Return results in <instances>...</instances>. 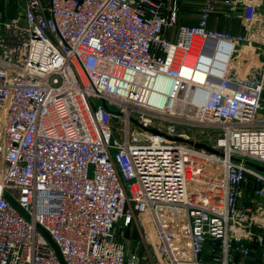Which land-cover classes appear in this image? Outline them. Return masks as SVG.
Masks as SVG:
<instances>
[{
  "label": "built area",
  "instance_id": "obj_1",
  "mask_svg": "<svg viewBox=\"0 0 264 264\" xmlns=\"http://www.w3.org/2000/svg\"><path fill=\"white\" fill-rule=\"evenodd\" d=\"M222 5L237 8L204 0L196 24L173 0L0 17V264H61L37 224L67 264H264V175L246 163H264V4L246 2L245 34L210 26ZM242 41L261 62L236 74ZM132 223L153 229L144 249L127 248Z\"/></svg>",
  "mask_w": 264,
  "mask_h": 264
},
{
  "label": "crops",
  "instance_id": "obj_2",
  "mask_svg": "<svg viewBox=\"0 0 264 264\" xmlns=\"http://www.w3.org/2000/svg\"><path fill=\"white\" fill-rule=\"evenodd\" d=\"M175 4L179 7V18L181 23L187 24H196L199 21V17L201 14V8L203 6L204 0H173ZM248 0H236L237 8L231 17H226V9L222 5L220 9L213 14L210 19V26L212 28H217L220 30H230L234 34L237 33H247L246 27L244 25L242 14L244 11L245 4ZM264 4V0H256ZM258 27H255L253 30H256ZM240 44V58L235 60V65L237 67H242L241 74L245 73V70L248 68L249 64H253L252 66L259 65L257 60H260L261 57V49L258 43L254 41H242L238 42ZM237 52V47L234 51V54ZM257 53V55H255ZM128 226L125 228V237L127 239V248L128 250H132L135 245L140 244L146 235L149 237L154 236L153 229H145L139 228L137 226L133 227ZM145 248V245H144Z\"/></svg>",
  "mask_w": 264,
  "mask_h": 264
},
{
  "label": "water",
  "instance_id": "obj_3",
  "mask_svg": "<svg viewBox=\"0 0 264 264\" xmlns=\"http://www.w3.org/2000/svg\"><path fill=\"white\" fill-rule=\"evenodd\" d=\"M229 46L231 48L232 44L229 43ZM151 131L154 132H160L158 129L156 128H150ZM175 139H179V140H183V141H188L194 145H196L197 147H203L206 148L210 151H214L216 152L217 150L214 149L211 145L205 143V142H195L193 140L190 139H186L183 137H179V136H175L173 137ZM237 160H240V158H235ZM247 164L253 165L256 168L260 169V170H264V166L257 164V163H253L251 161H246ZM4 196L8 199V201L21 213L23 214L26 218L30 219V215L29 213L20 206V204L17 202V200L8 192H5ZM37 228L44 234V236L48 239V241L50 242L51 246L53 247V249L55 250L61 264H67V262L65 261V258L61 252V249L59 247V245L57 244V242L54 240V238L52 237V235L50 234V232L48 230H46L41 224H37Z\"/></svg>",
  "mask_w": 264,
  "mask_h": 264
},
{
  "label": "rangeland",
  "instance_id": "obj_4",
  "mask_svg": "<svg viewBox=\"0 0 264 264\" xmlns=\"http://www.w3.org/2000/svg\"><path fill=\"white\" fill-rule=\"evenodd\" d=\"M22 3H23V0H0V17H2V20H8V19H12V18L16 17L19 14V12L21 11ZM239 50H240V44L238 43L237 52L233 55V61L240 58ZM255 55H257V53ZM259 57H261V56H259ZM260 62H261V60H257L258 64ZM235 66H238V65H235ZM237 68H238V70H237ZM241 70H242L241 66H240V68L235 67V71H236L235 73L236 74H240ZM114 126L118 128L120 125L115 123ZM250 161L253 163H257V164L264 166V163L256 162L254 160H250ZM252 167H254L257 171H259L260 173H262L264 175V170H260V169L256 168L255 166H252ZM119 225H120V223H118V226ZM149 226H150V223H147L146 229H149ZM126 241H127V239H126ZM143 249H144V245H143Z\"/></svg>",
  "mask_w": 264,
  "mask_h": 264
},
{
  "label": "bare ground",
  "instance_id": "obj_5",
  "mask_svg": "<svg viewBox=\"0 0 264 264\" xmlns=\"http://www.w3.org/2000/svg\"><path fill=\"white\" fill-rule=\"evenodd\" d=\"M225 47H226V49H224V51L218 56L217 60L216 59L215 60H213V59L209 60L206 58L207 61H211L214 63L213 66L216 69H224L229 63H231V57L229 54V49H228L227 45H225ZM237 70H238V68H237ZM164 92H165L164 96L169 93V82H167L164 85ZM204 95H205V93H203L202 98H204Z\"/></svg>",
  "mask_w": 264,
  "mask_h": 264
}]
</instances>
